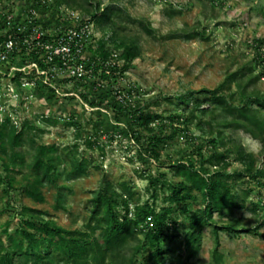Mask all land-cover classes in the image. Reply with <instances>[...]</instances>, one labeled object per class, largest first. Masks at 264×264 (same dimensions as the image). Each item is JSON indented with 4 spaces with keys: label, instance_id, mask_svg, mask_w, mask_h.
Returning a JSON list of instances; mask_svg holds the SVG:
<instances>
[{
    "label": "rangeland",
    "instance_id": "obj_1",
    "mask_svg": "<svg viewBox=\"0 0 264 264\" xmlns=\"http://www.w3.org/2000/svg\"><path fill=\"white\" fill-rule=\"evenodd\" d=\"M37 2L0 0V11L8 7L22 15L27 5L41 7L45 34L53 40L61 26L88 21L85 59L102 63L108 54L109 66L116 67L111 80L99 84L108 90L106 95L115 97V104L160 116L156 125L166 135L176 134L156 161L145 151L151 133L143 131L136 140L126 113L82 100V86L63 78L60 64L46 68L62 78L48 84L29 68L21 76H3L1 88L9 85L0 89V264H38L26 253L24 221L50 223L99 240L109 224L95 213V202L108 192H122L125 182L136 192L129 202L130 218L146 204L159 213L169 187L185 182L177 166L187 162L208 177L219 171L244 174L235 188L244 192L245 209L212 213L202 229L200 252L192 258L184 244L194 217L206 206L203 193L194 190L197 200L187 212L177 213L176 225L165 229L172 243L164 250L170 247L173 253L154 257L155 248L143 244L141 231L149 227L145 221L138 238L103 264H264V239L259 236H264V178L247 173L252 164L253 175L264 172V109L255 101L264 99V66L255 59L257 41L264 42V0H48L44 8ZM128 49L137 58L124 72ZM214 91L227 106L247 108L248 120L240 119L246 128L231 126L235 119L213 102ZM171 117L178 119L174 126ZM72 119L80 129L66 126ZM250 120H256L258 129ZM39 147L45 148L42 153ZM214 152L225 156L222 165L208 163ZM40 157L50 168L48 176L34 171ZM81 159L90 160L88 173L74 177ZM151 176L159 177L155 193ZM214 231L220 241L218 256ZM40 264L68 263L53 252Z\"/></svg>",
    "mask_w": 264,
    "mask_h": 264
},
{
    "label": "trees",
    "instance_id": "obj_2",
    "mask_svg": "<svg viewBox=\"0 0 264 264\" xmlns=\"http://www.w3.org/2000/svg\"><path fill=\"white\" fill-rule=\"evenodd\" d=\"M103 17L108 20L111 18L110 15L105 14H103ZM263 46L264 42L258 40L255 46V59L259 65L264 66ZM124 56L126 63L123 71L126 72L130 69L132 62L137 58V55L132 49H128L126 50ZM33 57L34 56H32V58ZM86 66L88 70H91L92 72L91 77H85L81 80L75 81V84H77L78 87L80 84L83 88L84 92L80 93L82 100L87 101L92 106H105L106 103L107 105H114L113 110L115 114L126 113V116L129 119L128 127L131 129L132 135L136 140H141L140 138L143 137V131L150 132L151 134L147 137V146L145 151L151 158L159 161L161 158V151L164 150L169 144V141L174 138L176 130L173 134L166 135L161 124L156 125V123L161 119L160 116L151 114L150 112L146 113L143 110H137L136 108L130 106H128V109L122 102H117L115 104L116 98L106 95L108 94V90H104L105 88L102 85L99 86V84L109 82L114 73V69H116V67L109 66L108 54L104 56L102 63H100L95 57L89 58ZM94 87L96 90H93ZM211 95V99L215 102L216 106L223 108L226 113L230 114L235 119L233 120L234 122L231 126L245 127V125L241 123L240 119L243 118L245 121L248 120L247 115L249 111L247 108L244 107L240 109L233 106H227L225 98L223 96H219L218 92H211ZM255 101L260 108L264 109V99H257ZM243 109H245V111ZM175 118H170L172 126H174V122L178 123V119ZM253 118L254 117L251 119ZM250 121L253 122V127L258 129V125L255 123L256 120ZM152 124L157 126V128H152ZM66 126L68 128L76 127L77 129H80V124L75 123L74 119H72V121H68ZM4 128L5 127L2 129ZM254 131L255 130H248V132L253 134L255 133ZM87 143L90 147L93 145L91 140H88ZM18 144L19 140L17 136L14 142L13 150H16ZM209 144L215 145V141H210ZM39 149L42 153L45 148L39 147ZM224 160V155L214 152L208 160V163H211L212 165H222ZM90 163V160L81 159L76 165V170L72 173L74 177L87 174ZM253 168L254 164L249 166L247 169V173L251 175L248 177L263 179L264 172L258 171L255 175H253ZM177 169L182 170L186 180L177 186L174 185L169 187L170 194L165 199V204L159 213L156 212L149 204H146L145 207L137 209L133 217L130 218L129 202L136 192L132 191L130 186L125 182L120 185L122 192H108L101 195L95 202V213L97 215H102V219L109 224V228H107L104 235L99 240L92 239L90 234L80 231H67L62 228H56L50 223L36 224L35 222L24 221L23 223L25 227H27L26 230H24V234H26L29 242L26 253L34 256L37 261L36 263L38 264L50 257L53 252H57L62 255L68 264H90V259L94 261V264H103L107 258L116 257L120 251L126 248L131 240L137 239L140 231L138 228H140L141 223H144L151 217L153 220L152 227H148L147 232L143 230L141 231L144 237L143 244H150L153 248H155L154 257L160 259L164 255L173 253V249L170 247L164 250V245L172 243L171 236L165 230L167 225H176L177 213L181 212V210H184L183 212H187V207L197 200L195 194L193 193V191L196 190L203 193L206 206L203 210H201L198 217H194V222L191 226L193 228V232L188 234L184 244L186 253H188L192 258L196 257L201 249L202 229L205 224L209 223L212 213L245 209L246 200L243 198L244 192L237 191L235 188V185L239 184L245 176L242 173L226 174L225 171H219L208 177L201 169L199 170L196 168L193 162L181 163L179 167L177 166ZM34 171L37 174L43 171L46 176L50 174V168L47 169L45 167L41 157L37 160L34 166ZM149 178V186L155 193L159 186V177L157 178L155 176H151ZM186 181L190 182L192 185H187ZM232 181L234 184L231 183ZM32 196L37 201H42L41 194L33 191ZM214 233L216 240L215 255L218 256L220 241L217 231H214ZM259 236L264 239L263 235ZM44 248H47V253L43 255Z\"/></svg>",
    "mask_w": 264,
    "mask_h": 264
},
{
    "label": "built area",
    "instance_id": "obj_3",
    "mask_svg": "<svg viewBox=\"0 0 264 264\" xmlns=\"http://www.w3.org/2000/svg\"><path fill=\"white\" fill-rule=\"evenodd\" d=\"M37 1L40 6V2L42 3L43 8L48 7V0ZM6 9L0 11V80L3 76L7 78L13 75L17 77V74L21 76L27 73L26 69L29 68L35 72V77L45 79L44 82L48 84L53 78L62 79L55 70H52L54 75L47 73L48 66L55 69L57 64L65 71L63 78L69 79L72 83L91 77L92 72L88 70L86 66L88 60L85 59L87 50L85 43L90 35L88 21L75 20L71 25L61 26L56 39L53 40L45 34L41 7L27 5L21 8L22 15L14 14L15 9L8 7ZM16 65L24 67L17 68ZM8 85L5 84L3 88L0 86V89L5 91ZM147 225L152 227L151 217L148 218Z\"/></svg>",
    "mask_w": 264,
    "mask_h": 264
},
{
    "label": "clouds",
    "instance_id": "obj_4",
    "mask_svg": "<svg viewBox=\"0 0 264 264\" xmlns=\"http://www.w3.org/2000/svg\"><path fill=\"white\" fill-rule=\"evenodd\" d=\"M258 143V142H257Z\"/></svg>",
    "mask_w": 264,
    "mask_h": 264
}]
</instances>
